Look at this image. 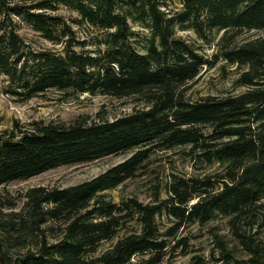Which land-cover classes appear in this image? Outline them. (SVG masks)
<instances>
[{
  "label": "trees",
  "instance_id": "trees-1",
  "mask_svg": "<svg viewBox=\"0 0 264 264\" xmlns=\"http://www.w3.org/2000/svg\"><path fill=\"white\" fill-rule=\"evenodd\" d=\"M180 5L0 0L5 93L27 101L56 89L142 104L113 119L98 113L97 119L71 124L16 120L0 131V186L131 152L75 185L34 186L19 195L0 190V264H164L190 253L181 230L218 215L228 218L234 244L213 231L209 255L195 254L190 264H264V0H180ZM60 6L78 17L68 21L56 14ZM23 27L60 48L35 47ZM76 27L91 31L79 37ZM179 28L215 44V52L208 56ZM248 32L256 35L244 36ZM220 60L237 66L236 82L247 89L191 99L190 83ZM176 147H184L195 165L214 169L173 173L166 195L155 185L148 202L107 194L139 176L153 152Z\"/></svg>",
  "mask_w": 264,
  "mask_h": 264
},
{
  "label": "rangeland",
  "instance_id": "rangeland-1",
  "mask_svg": "<svg viewBox=\"0 0 264 264\" xmlns=\"http://www.w3.org/2000/svg\"><path fill=\"white\" fill-rule=\"evenodd\" d=\"M170 8L180 7V0H168ZM56 14L61 15L68 21H72L78 17V13L65 6H60ZM136 28L142 33L147 34L148 31L136 24ZM78 30L79 37H85L91 29L83 27ZM21 33L27 40L37 48H54L60 46L54 45L45 40L38 33L28 27H23ZM178 33L195 44L201 45L203 51L211 56L215 50V44H209L199 38L192 29H178ZM256 34L254 32L246 33V37L252 38ZM239 76L236 65L229 64L225 60H220L216 65L205 68L203 72L190 83L188 95L191 99H199L206 95L224 96L230 93L236 94L246 90L245 86L237 84L236 80ZM5 77H0V131L11 128L13 123L18 120L25 125L35 120L49 122H65L71 124L79 118H89L94 120L98 118V113L113 119L132 112L136 107H141L133 98H116L108 95H92L90 93H72L51 89L46 93L33 97L27 101H19L10 94L5 93L7 82ZM184 147H176L170 150H156L151 154L150 160L147 162L145 169L141 174L115 189L107 190V194L113 199L119 201L123 196L136 195L139 199L148 202L151 198L152 188L155 185H162L165 196V188L173 173L190 176L210 172L214 167H201L195 165L190 157L185 155ZM131 152L113 154L102 158L72 165H62L54 169H50L38 175L25 180H17L0 186V190L8 191L13 195L24 194L29 188L34 186L47 187H68L91 179L107 170L109 167L120 163ZM24 198L17 203V208L21 207ZM166 221V220H165ZM220 232L228 240L234 244L232 235L228 226V218L218 215L206 224L193 223L180 231V235L187 236L190 253H178L174 257L166 259L164 264H190L192 256L195 254L209 255L213 249L212 232ZM121 232L119 236H122ZM118 237L111 241L101 244L97 253L99 255L109 247H111ZM181 250V249H179Z\"/></svg>",
  "mask_w": 264,
  "mask_h": 264
}]
</instances>
